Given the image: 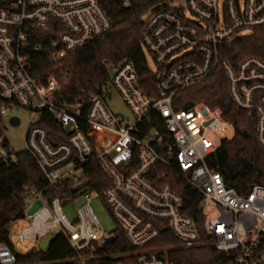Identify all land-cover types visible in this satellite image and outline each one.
<instances>
[{
	"label": "built area",
	"instance_id": "built-area-1",
	"mask_svg": "<svg viewBox=\"0 0 264 264\" xmlns=\"http://www.w3.org/2000/svg\"><path fill=\"white\" fill-rule=\"evenodd\" d=\"M134 1L121 0L125 9ZM53 23L66 31L47 41L41 33ZM141 27L143 50L156 67L155 72L148 63L155 94L142 89L133 62L122 60L105 64L109 77L97 91L74 99L64 95L67 74L41 76L33 56L47 47L48 56L59 61L110 32L99 1L0 0V167L17 166L18 155L26 152L49 184L27 191L23 217L8 226L10 244L0 240V264H18L20 254L40 250L51 234L68 239L76 255L72 264H176L172 247L159 244L166 234L186 250L214 248L224 264H264V184L236 191L214 167L222 140L232 138L235 127L222 110L204 102L186 109L177 105L181 92L221 72L233 104L256 126L264 151V61L231 63L221 57L233 39L264 27V0H163L149 9ZM113 93L132 121L111 110ZM20 114L30 119L24 147L16 149L6 133L22 125ZM47 115L65 142L51 140L40 126ZM14 117L18 126L11 124ZM95 165L110 182L101 193L87 170ZM177 183L197 197L195 215L173 188ZM49 188L66 194L50 198ZM95 201L112 216L114 232L102 228ZM78 202L70 217L65 208ZM119 231L130 251L114 250Z\"/></svg>",
	"mask_w": 264,
	"mask_h": 264
},
{
	"label": "trees",
	"instance_id": "trees-1",
	"mask_svg": "<svg viewBox=\"0 0 264 264\" xmlns=\"http://www.w3.org/2000/svg\"><path fill=\"white\" fill-rule=\"evenodd\" d=\"M98 1L106 11L113 29L67 54L59 61L48 56L45 46L43 53L33 56L36 71L41 76H46L48 73L67 74L68 82L64 95L76 99L83 91L88 93L97 91V87L107 80L109 71L106 65L110 67L127 60L133 62L142 89L148 95H154L156 79L150 71L141 44V23L149 9L163 0H137L129 9L123 8L121 0ZM65 31L62 25L53 23L41 35L48 41L53 37H59ZM221 57L231 63L250 57L264 61V27L256 29L249 35L233 39L231 44L221 50ZM177 100L180 109L189 108L200 102L213 109L219 108L224 118L235 127L234 136L222 140L214 160V167L223 174L229 187L244 192L254 183L264 184V151L257 142L256 126L246 112L239 110L233 104L228 93V81L221 72H217L213 78L199 86L184 90ZM39 124L49 133L51 140L57 143L65 142L60 126L50 115ZM158 129L164 131L162 127ZM18 158L17 166L0 167V240L8 244H10L8 226L12 221L23 217L24 197L27 191H41L49 187L32 155L22 152ZM87 170L94 182V188L99 193L110 185L99 166L95 165ZM172 186L184 197L187 204L186 211L195 215L197 197L194 196V192L184 184L177 183ZM60 194H66V190L49 188L46 191V195L50 198ZM117 233L114 250L130 251L125 234L121 231ZM159 244L172 247L170 259L176 264H224V255L214 248L186 250L171 234L164 235ZM75 258L76 255L68 239L63 234H57L47 251L34 250L31 254H20L18 264H72Z\"/></svg>",
	"mask_w": 264,
	"mask_h": 264
},
{
	"label": "rangeland",
	"instance_id": "rangeland-1",
	"mask_svg": "<svg viewBox=\"0 0 264 264\" xmlns=\"http://www.w3.org/2000/svg\"><path fill=\"white\" fill-rule=\"evenodd\" d=\"M146 60L148 61L151 69L156 72L154 61H152V58L148 55V53L146 54ZM112 96H113L112 101L109 103L111 110L114 113H118L124 116L126 119L132 121V114L126 107L122 98L117 93H113ZM20 116L22 117V125L18 128L9 129V131L6 133L7 137L10 139V141L12 142V144L16 149H21L24 147V140L27 135V130L29 127V119H30V116L27 114H20ZM19 151H23V150H19ZM80 205L81 202H78L77 204L71 207L67 206V208H65V211L66 213H68L70 217H74ZM93 205L98 216H100V219L102 221V228L108 234L114 232L116 230V224L112 216H110L109 212L105 208L104 204L100 201H95Z\"/></svg>",
	"mask_w": 264,
	"mask_h": 264
},
{
	"label": "water",
	"instance_id": "water-1",
	"mask_svg": "<svg viewBox=\"0 0 264 264\" xmlns=\"http://www.w3.org/2000/svg\"><path fill=\"white\" fill-rule=\"evenodd\" d=\"M19 123H20V120H19V118H16V117H14L13 120L11 121V124L14 125V126H18ZM86 185H87V182H84L83 185L80 186L76 191L81 190ZM54 238L55 237L52 234L46 236L45 238H43L42 241L39 244V249L41 251H47L49 249V247L51 245V242L53 241ZM113 240H114L113 238L108 239L106 244L112 243Z\"/></svg>",
	"mask_w": 264,
	"mask_h": 264
}]
</instances>
